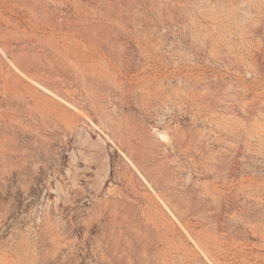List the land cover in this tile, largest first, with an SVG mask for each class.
Returning <instances> with one entry per match:
<instances>
[{"label": "rangeland", "instance_id": "rangeland-1", "mask_svg": "<svg viewBox=\"0 0 264 264\" xmlns=\"http://www.w3.org/2000/svg\"><path fill=\"white\" fill-rule=\"evenodd\" d=\"M0 264H264V0H0Z\"/></svg>", "mask_w": 264, "mask_h": 264}, {"label": "bare ground", "instance_id": "bare-ground-1", "mask_svg": "<svg viewBox=\"0 0 264 264\" xmlns=\"http://www.w3.org/2000/svg\"><path fill=\"white\" fill-rule=\"evenodd\" d=\"M103 172H104V177H103V179H102V181L100 180V184H103L104 182H103V180H105L106 178H107V176H108V164H107V161L106 160H104L103 161ZM103 182V183H102Z\"/></svg>", "mask_w": 264, "mask_h": 264}]
</instances>
